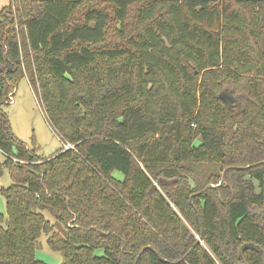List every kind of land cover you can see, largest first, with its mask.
Instances as JSON below:
<instances>
[{
    "label": "trees",
    "instance_id": "obj_1",
    "mask_svg": "<svg viewBox=\"0 0 264 264\" xmlns=\"http://www.w3.org/2000/svg\"><path fill=\"white\" fill-rule=\"evenodd\" d=\"M23 79L48 159L2 109ZM0 151V264H46L41 235L58 264H264V0H9Z\"/></svg>",
    "mask_w": 264,
    "mask_h": 264
},
{
    "label": "rangeland",
    "instance_id": "obj_2",
    "mask_svg": "<svg viewBox=\"0 0 264 264\" xmlns=\"http://www.w3.org/2000/svg\"><path fill=\"white\" fill-rule=\"evenodd\" d=\"M9 0H0V9L8 4ZM7 114L11 131L29 148H36L37 154L48 159L53 156L56 151L63 147L62 141L56 132L48 124L44 111L40 105L38 97L26 79H23L15 89L14 103L7 104L2 107ZM69 147L68 145L65 148ZM5 159L4 154L0 151V162ZM119 179L122 175L116 173ZM11 184V179L7 171H4L0 177V189L6 188ZM0 213L5 214V203L0 196ZM44 217L54 224V219L48 214L43 213ZM95 255H102V250H96ZM36 259L46 264H58L61 256L58 253L49 251L46 245V236L41 235L39 238V247L35 253Z\"/></svg>",
    "mask_w": 264,
    "mask_h": 264
},
{
    "label": "water",
    "instance_id": "obj_3",
    "mask_svg": "<svg viewBox=\"0 0 264 264\" xmlns=\"http://www.w3.org/2000/svg\"><path fill=\"white\" fill-rule=\"evenodd\" d=\"M223 101L225 102V104H226L227 107L229 108V107H230V101H229V100H226V99H224V98H223ZM225 173H226V171L223 172L222 180L220 181V183H219L218 185H210V186H208V187H209V188H218V187L223 186L224 183H225ZM146 248H147V249H150L149 247H146ZM146 248H145V249H146ZM145 249H143L142 252H143ZM142 252H141V253H142Z\"/></svg>",
    "mask_w": 264,
    "mask_h": 264
},
{
    "label": "built area",
    "instance_id": "obj_4",
    "mask_svg": "<svg viewBox=\"0 0 264 264\" xmlns=\"http://www.w3.org/2000/svg\"><path fill=\"white\" fill-rule=\"evenodd\" d=\"M14 94L15 93H10L9 95H8V103L9 104H12V103H14Z\"/></svg>",
    "mask_w": 264,
    "mask_h": 264
}]
</instances>
